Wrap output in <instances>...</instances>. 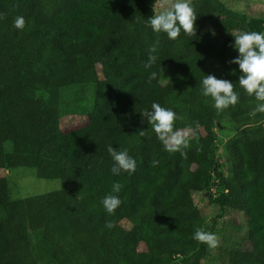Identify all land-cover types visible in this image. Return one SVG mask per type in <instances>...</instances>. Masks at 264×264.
I'll return each instance as SVG.
<instances>
[{"label": "trees", "instance_id": "trees-1", "mask_svg": "<svg viewBox=\"0 0 264 264\" xmlns=\"http://www.w3.org/2000/svg\"><path fill=\"white\" fill-rule=\"evenodd\" d=\"M158 1L0 0V169L60 180L56 190L12 199L0 176V264H204L207 245L193 238L204 222L197 192L245 219L249 246L231 249L223 264H264L263 113L254 118L259 102L229 63L238 56L231 33L264 32V21L246 20L222 0H192L196 36L182 30L170 40L147 23ZM17 16L23 30L13 27ZM156 41L158 59L145 68ZM209 74L234 83L236 105L218 113L202 95ZM78 86L83 92L71 97L85 101L86 122L63 130V90ZM153 102L183 117L176 128L191 127L186 156L166 151L141 122ZM224 123L232 134L220 162L214 128ZM108 145L127 150L134 173L112 174ZM114 182L122 203L110 215L101 200ZM119 210L130 226L106 228Z\"/></svg>", "mask_w": 264, "mask_h": 264}, {"label": "clouds", "instance_id": "clouds-1", "mask_svg": "<svg viewBox=\"0 0 264 264\" xmlns=\"http://www.w3.org/2000/svg\"><path fill=\"white\" fill-rule=\"evenodd\" d=\"M167 5V0H165ZM4 18V14L0 13V19ZM197 13L195 11L192 0H172V3L164 8V10L154 13L148 18V25L156 33H166L170 40H176L181 31L186 35L196 36ZM26 21L23 16L14 18L13 27L17 30H23ZM212 35L215 32L212 31ZM234 36V44L231 45L238 51V56L229 61L230 64L239 66L241 75L239 76V86L243 88L250 96L254 95L257 103L253 109V114L264 113V32L257 31H236L231 33ZM159 41H156L149 50L148 60L145 68H152L156 63L158 56ZM235 74V69L232 70ZM157 78V72L150 73L148 82ZM235 85L227 79H218L215 75H204L201 81L202 95L211 97L214 101V108L217 112H222L230 106H234L239 101V94L234 91ZM141 122L147 121L152 125L157 139L162 143L164 149L168 152H181L182 156H186L183 149L190 147L191 127L178 129L176 121L182 120L183 117L171 109L162 107L159 103L153 102L151 110L144 109L139 112ZM199 128V124L196 125ZM140 135H145L143 129ZM199 150V149H198ZM107 151L114 161L111 168L113 175H119L121 171L134 173L136 170V160L128 155L127 150H118L112 145H108ZM158 161H153L156 166ZM122 184L114 182L112 192L105 195L101 204L106 212L113 215L117 208L120 207L122 201L118 194L121 191ZM116 193V194H113ZM116 225L113 221H107L105 227L114 228ZM193 238L201 243L206 244L209 248H216L219 245V237L212 232L205 231L203 228H197Z\"/></svg>", "mask_w": 264, "mask_h": 264}, {"label": "rangeland", "instance_id": "rangeland-1", "mask_svg": "<svg viewBox=\"0 0 264 264\" xmlns=\"http://www.w3.org/2000/svg\"><path fill=\"white\" fill-rule=\"evenodd\" d=\"M225 6L238 15L243 16L246 20L262 19L264 21V0H222ZM172 0L158 1L155 3L154 12L158 13L168 5ZM238 21V17L236 18ZM92 84V83H91ZM90 85V84H89ZM88 100L91 99L90 93L86 94ZM82 91L81 86L70 90H63L62 101L65 113L60 118V128L63 130L82 125L86 122V116L80 111V105L85 101L73 102L72 92L79 93ZM46 91L37 90L38 96L45 95ZM83 92V91H82ZM258 114H254L256 119ZM259 121L264 120L259 118ZM256 121V120H255ZM215 136L218 139V149L216 150L217 159L223 162L222 141L229 138L232 134L230 124L224 123L214 128ZM0 176H5L9 182L10 194L12 199L23 198L30 195L40 194L56 190L60 188L59 179H43L36 175L34 168L15 167L13 169H0ZM206 193H194L193 198L197 206L204 215L202 228L205 231L215 233L219 237V245L216 248H209L203 259L204 264H223L227 260L228 252L231 249H243L249 246L246 236V222L243 214L237 210L221 211L218 203L211 202L206 198ZM131 215L124 210H119L116 215L111 218L115 225L129 227Z\"/></svg>", "mask_w": 264, "mask_h": 264}]
</instances>
